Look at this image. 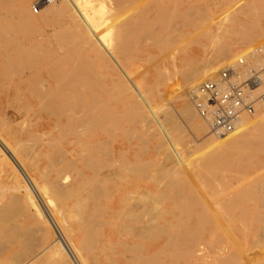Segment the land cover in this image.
I'll list each match as a JSON object with an SVG mask.
<instances>
[{
    "label": "rangeland",
    "instance_id": "1",
    "mask_svg": "<svg viewBox=\"0 0 264 264\" xmlns=\"http://www.w3.org/2000/svg\"><path fill=\"white\" fill-rule=\"evenodd\" d=\"M35 1L37 0H0V137L9 141L18 151L23 150V153L21 151L19 153L27 173L35 177L34 187L41 191L43 196L38 194L39 197L35 195V198L34 192H30V189L26 190V178L14 167L0 147V264H18L15 251H19L18 254H23V257H28L29 252L32 251V249L29 251V247L32 246L34 251L45 241L50 239L52 241L57 237L54 226L46 221L45 211H42L46 209V201H48L49 209L55 212L69 235L74 237L78 247L88 244V239L95 237L96 240L92 241L94 243L89 242L91 245H89L90 248L88 246V251L81 253L85 259L95 256L100 260L104 255L106 258L112 257L115 261L98 264L130 263L125 255H132V251L125 250L124 255L119 258L116 255L124 250L123 242L131 244L135 242L134 235L126 233L121 235L122 224L125 222L119 218H110L106 213L107 208L118 202V198L109 200L107 196L98 194L96 190L97 186L103 183L110 184L111 178L108 175L110 168L104 164H98L94 169L89 168L81 154L87 147L93 149V155H100V151L97 150V144H99L97 138L100 144H103L105 152L110 151L111 145L115 147L117 166L121 167L123 164L131 166L129 168L132 171L129 177H119V181L116 180L114 186L120 190H128L134 194L132 198H136L141 204L145 203L144 205L153 207L155 216L149 217L150 222L168 224L181 220L187 221V216L176 210L177 203L178 207L179 204L185 203L187 206L192 204V201L189 203L185 195L183 196L186 193L194 194L195 201L199 202L201 207L207 206L206 208L212 211L207 212L205 209V215L207 214V218L210 217V223L203 226L194 224L192 229L195 230V240L181 243L178 250L179 260L172 259L169 264H264V205L262 204L264 143L257 146L261 141L264 142V129L245 143H235L233 146L236 149L231 145V150L226 154L225 152L211 153L209 144L213 141L208 137H215L216 140L238 137L251 128L257 119L263 117L264 111L259 112L247 127L227 137L214 136L209 129L207 132H196L180 113L183 103L189 101L187 98H191L189 95L185 96L187 91L183 82L188 72L201 65H208L211 68L208 75L211 76L228 62L235 61L240 55L264 45V5L258 9L253 0H94L99 5H96L98 7L95 10L98 16L96 19L100 23L104 20L99 31L111 39L110 41L106 37L123 66H127L129 62L132 63L131 66H127L129 74L145 95L149 105L157 112L164 126L163 132L167 130L172 136L169 143L164 138L161 139L163 142L160 141L161 126L151 119L146 109L143 113L137 111V107H134V98L128 90H122L116 94L114 105L108 110L109 119L106 125L96 133L86 129H73L67 122L68 117H71L69 112L57 113L48 107L41 96L49 93L40 80L48 78L45 69L49 62L48 59L42 60L41 64L33 62V59L37 58L43 50L54 53L57 59L53 61L54 63L52 62V65L55 67L62 66L61 60L69 52L72 60H81L83 66L85 65L84 68H89L88 70L92 72L91 77H89L90 74L83 76L86 80L93 81L92 76H97L98 79L103 77L102 82H93L95 92H103L102 84L111 85V79L107 75L109 69L99 65V62L105 61L103 56L106 54L102 53L101 49H98L97 55L89 50L85 45L86 39L71 25L70 16L66 11L61 14L52 12L51 8L58 3V0L49 2L51 6L43 10L48 4L45 2L38 12L33 10ZM133 19L134 22H128ZM130 27L132 31L145 28L152 33L146 37L148 39L144 37L142 43L141 40L133 42L137 48L132 60L128 53L123 55L115 48L122 34L131 33ZM59 34H63V38ZM226 54L228 57L225 56ZM89 57L94 66L91 65ZM88 62L91 63V67H88ZM93 67L94 70H92ZM65 72L68 71L65 70ZM183 74L185 76H182ZM162 75H164L163 78ZM182 77L185 79L182 80ZM116 81L119 82L118 77ZM188 103L197 114L193 102ZM142 114L150 118L149 123L136 121V117ZM197 115L200 117L199 114ZM173 145L176 151L172 148ZM205 150L208 152L205 153ZM179 155L184 157L181 166ZM175 158L176 163H174ZM105 159L108 160L107 157ZM175 165H178L176 170H180L179 172L174 170ZM233 165L234 168H232ZM230 170L233 172L231 176ZM99 175L103 179L96 178ZM213 175L216 178L215 181ZM55 178H58L57 181ZM54 184L58 187L57 185L54 187ZM58 189L60 192L57 191ZM237 190L239 192L235 193ZM64 192L66 194H62ZM32 198L38 204L41 215L34 207L35 205H32L34 204ZM214 203L217 204L216 206L222 203L223 206L219 204L221 206L217 208ZM229 203L234 206L233 209L229 210ZM105 206L106 210L103 209ZM18 209L20 212L17 211ZM217 213L221 215L223 213L226 216L223 218ZM215 216L218 217L215 218ZM242 223L245 228L248 227L247 230ZM236 227L242 230L239 231L240 229L237 230ZM109 230L116 232L113 241L100 243L97 237L100 239ZM168 231L172 234L173 231L175 232V227L168 226ZM89 234L92 236L89 237ZM149 241L142 240L138 242L139 244L137 243L139 253L146 255L151 253L148 248ZM19 248L27 249L28 253L22 250L21 252ZM50 252L53 257L49 255ZM50 252L39 258L35 264L71 263L64 256V251L60 252L53 247ZM168 252L166 250L165 255L168 256Z\"/></svg>",
    "mask_w": 264,
    "mask_h": 264
},
{
    "label": "bare ground",
    "instance_id": "2",
    "mask_svg": "<svg viewBox=\"0 0 264 264\" xmlns=\"http://www.w3.org/2000/svg\"><path fill=\"white\" fill-rule=\"evenodd\" d=\"M8 1V0H6ZM190 1V0H189ZM254 1V5L256 8L259 9V7H263L264 5V0H253ZM2 2V1H1ZM185 2V1H184ZM186 3V2H185ZM47 4V2H46ZM51 4V3H50ZM95 3L94 0H58L57 4H54L52 6V12L54 14H61L62 12L66 11L71 19V25H73L74 29L79 30L80 33L82 34V36L84 37V39H86V43L85 45L89 48L90 51L94 52L96 55L99 53L98 49H101L100 51H102V53H105L106 55L103 56L104 58V62L101 61L99 62V65L102 67H107V69H109V73L107 74L108 77H110L111 79V85H103L102 84V91L101 93L99 92H95V90H93V82L100 81L102 82L104 80L103 77H100L98 79V77L96 76H92L93 77V81L92 80H86L83 76L84 75H88L90 73H92L90 70H88L87 68H84L85 65L83 66V64L80 62L81 60H72L73 58L71 57V55L69 54V52H67V54L65 56H63L62 60H61V67H55L52 65V62L57 59L55 58L54 53L52 54L51 52L45 51L43 50L40 55L33 59V62L35 64H41L42 60H47L48 59V64L46 66V73L48 74V78H44L42 81V83L45 85V89H47V92L49 94L46 95H42L41 97L43 98V100L46 101V104L48 105V107H50L53 111L57 112V113H62V112H69L71 117H68V124L75 130H82V129H86L89 131H92L94 133H96V131L100 128H102L104 125H106L107 120L109 119L108 115H109V108H111L114 105V99L117 93H120V91L122 90H128L130 91V94H132V97L134 98V107H137V111L138 112H145V109L148 111V113H150L151 115V119L154 120V122L158 123V125L161 126V130H162V135H160L159 139L160 141L163 142V140L161 139H166L167 141H169V143H171V137L169 134V131L165 130L163 132V125L162 122L160 121V118L158 117L157 112L155 111L154 107H152L151 105H149L150 103H148V101L145 98V95L143 94V92H141L139 86L136 85L135 81L133 80V78H131V75L129 74L128 68L127 66H131L132 63L129 62L127 64V66H123L119 60L117 59V57L115 56L116 53L114 51V47L111 46L109 44V40L111 41L110 38H107L109 40H107V38L104 36V34H102V32H100V25L102 23L99 22V20H97L96 18L98 17L97 14L95 13V10L98 9L97 5ZM241 5V4H240ZM51 5H49V2L47 4V6H45L43 8V10H45L47 7H49ZM101 6V4H100ZM190 6V5H189ZM195 7V6H194ZM199 7V6H197ZM191 8V7H190ZM200 8V7H199ZM198 8V9H199ZM202 8V7H201ZM200 8V9H201ZM143 9V7H142ZM192 9V8H191ZM199 9V10H200ZM155 10V9H154ZM163 10V8H162ZM161 10V11H162ZM258 11V10H256ZM189 12V11H188ZM151 13V12H150ZM160 14V12H159ZM191 14V13H190ZM260 13H258L259 15ZM187 15V14H186ZM133 16V15H132ZM184 16V15H183ZM182 16V17H183ZM197 16V15H196ZM146 17V16H145ZM181 17V19H182ZM240 20V19H239ZM17 22V21H16ZM128 22H134V19L132 21H128ZM137 22V21H136ZM155 22V21H154ZM241 22V21H240ZM152 23V22H151ZM157 23V22H155ZM154 23V24H155ZM128 24V23H127ZM137 24V23H136ZM176 24V23H174ZM243 24V23H242ZM250 24V23H249ZM252 24V23H251ZM71 25L69 27H71ZM116 26V25H115ZM114 26V27H115ZM135 26V25H134ZM138 26V24H137ZM141 26V25H140ZM139 27V26H138ZM131 28V27H130ZM250 28V27H249ZM252 28V27H251ZM253 28L254 25H253ZM116 29V28H115ZM129 29V28H128ZM127 30V29H126ZM131 33L128 34L124 33L121 35L120 37V42H118L115 45V48L122 53L123 55H125V53H128L126 55H128L131 60L135 57V49L137 48V46L134 45L133 42L137 41V40H142L145 39L146 37L152 35L151 32H149L148 29L142 28V29H130ZM156 30V29H155ZM240 30V29H239ZM254 30V29H253ZM102 31V30H101ZM110 31V30H109ZM116 31V30H115ZM119 31V29H118ZM111 32V31H110ZM124 32V31H123ZM167 32V31H166ZM54 33V32H53ZM75 33V32H73ZM108 33V32H106ZM170 33V32H169ZM175 33V32H173ZM58 34V33H56ZM54 34V35H56ZM102 34V35H101ZM149 34V35H148ZM256 34V33H255ZM77 35V34H76ZM59 36H62L63 38V34H59ZM109 36V34H108ZM111 36V35H110ZM56 37V36H55ZM145 37V38H144ZM65 38V37H64ZM152 38V37H149ZM245 38V37H244ZM243 38V39H244ZM148 39V38H146ZM173 39V38H172ZM240 39V38H239ZM57 40V39H56ZM152 41V39H150ZM242 40V39H241ZM66 41V40H65ZM246 41V40H245ZM244 41V42H245ZM83 42V41H82ZM62 42H60L61 44ZM112 43V42H111ZM133 43V44H132ZM59 44V42H58ZM138 44V43H137ZM136 44V45H137ZM70 45V44H69ZM139 45V44H138ZM153 45V44H152ZM157 45V44H156ZM140 46V45H139ZM67 48V47H66ZM65 48V49H66ZM227 48V47H226ZM62 49V48H61ZM256 49V48H255ZM255 49L249 51L247 54L251 53L252 51H254ZM38 52V51H37ZM93 53V54H94ZM148 53V52H147ZM227 53V52H226ZM38 54V53H37ZM73 54V53H72ZM224 54V53H223ZM225 56L228 57V54H226ZM230 56V54H229ZM243 56V55H242ZM57 57V56H56ZM127 57V56H126ZM137 57V56H136ZM231 57V56H230ZM90 58V57H89ZM82 59V58H81ZM85 59V58H84ZM87 60V59H85ZM93 60V57H92ZM150 60V59H149ZM59 61V60H58ZM51 62V63H50ZM90 62H91V58H90ZM54 63V62H53ZM89 63V62H88ZM92 63V62H91ZM89 63V65L91 64ZM200 63V62H199ZM202 63V62H201ZM86 64V63H84ZM88 67L94 66L93 63ZM201 65V64H200ZM83 66V67H82ZM154 66V65H153ZM195 66L197 67V65L195 64ZM87 67V65H86ZM92 69V68H91ZM210 66L208 65H201L197 68H195L193 71H191L190 73L188 72V75H186V79L184 77H182L181 79L183 80V78L185 79L183 82H185V92L186 95L191 96V98H187L189 101H192L196 111L197 107L195 105V100L193 97V93L196 91L197 87L199 86V84L204 81L207 78H211L213 77V75L209 76L208 72L210 71ZM68 71V72H65ZM94 70V67L93 69ZM176 71H179L177 69H175ZM185 72V71H184ZM94 73V72H93ZM39 74V73H38ZM181 74V72L179 73ZM94 75V74H92ZM160 76V74H159ZM164 75H162L163 78ZM169 76V75H168ZM180 76V75H179ZM182 76H185L184 74ZM88 77V76H87ZM91 77V74L90 76ZM117 77L119 78V82L116 81ZM174 77V76H173ZM53 78V79H52ZM103 78V80H102ZM161 78V77H158ZM161 78V79H162ZM165 78V77H164ZM177 78V77H176ZM170 81H172L171 78ZM160 80V79H159ZM164 80V79H163ZM180 80V79H179ZM169 82V80H166ZM175 81V80H174ZM173 81V82H174ZM178 81V80H177ZM99 82V83H100ZM176 82V81H175ZM180 82V81H179ZM182 82V81H181ZM98 83V84H99ZM171 83V82H170ZM101 85V83H100ZM175 85V84H174ZM172 85V86H174ZM177 86V85H176ZM182 86V88H183ZM169 87V86H168ZM171 87V86H170ZM181 88V89H182ZM183 88V89H184ZM190 88V89H189ZM180 89V90H181ZM189 89V90H187ZM171 90V89H170ZM177 92V91H176ZM175 92V93H176ZM161 95V93H160ZM178 99V97H177ZM188 101V102H189ZM44 102V101H43ZM42 102V103H43ZM183 103L182 107H181V115H183V117L185 118V120L187 121V124L190 123L193 127V130H195L196 132H207V130L209 129V125L207 123V121H205L203 118H200L195 110L193 109V107L188 103ZM192 104V103H191ZM133 105H131L132 107ZM97 110L98 113H96L95 111ZM157 110V109H156ZM158 111V110H157ZM264 111V110H260L258 111L254 116L252 117H244L242 124L240 126V128L237 131H240L241 129L247 127L252 121H254L255 117L258 115L259 112ZM170 114V113H169ZM69 115V116H70ZM150 118L148 116H146V114H142L138 117H136V121H145V122H150L149 120ZM168 119V118H165ZM151 120V121H153ZM184 120V119H183ZM148 122V123H149ZM56 128V127H55ZM264 129V115L263 117L261 116V118L257 121H255L251 128H249L248 130H246L245 132L241 133L238 137L235 138H219L218 140L215 139V137H210V140L213 141L212 143L209 144V147H211V150H209L210 148L208 147V150L211 153H220V152H226L231 150V145L233 146L235 143H245V141L254 138L255 136H257V134H259V132ZM84 131V130H83ZM236 131V132H237ZM235 132V133H236ZM73 133H75V131H73ZM81 133V132H80ZM76 134V133H75ZM82 134V133H81ZM232 135V134H231ZM234 135V133H233ZM230 136V135H229ZM145 138V137H143ZM35 139V138H34ZM39 139V138H38ZM209 139V138H207ZM29 140V139H28ZM145 140V139H143ZM262 140V139H261ZM259 140V141H261ZM32 141V140H31ZM99 141V142H98ZM210 141V142H211ZM40 142V141H39ZM48 142V141H47ZM70 142V141H69ZM97 150L100 151V155L95 156L93 155L92 151L93 149H88L87 147H85V151L81 152V154L84 156L85 158V162L87 167L89 168H95L96 165L98 164H104L106 167H109L110 172L108 173V175L111 178L110 184H101L99 186H97L96 190L98 192V194H103L105 196L108 197V199H114V198H118V202L116 204H112V206L110 208H107V215H109L110 218H119L122 221H124L125 223L122 224L123 225V229H119L120 234L124 235L126 234H133L134 235V239L135 242L133 244L129 243V242H123V246H124V250L120 251L119 253H115V255L117 256V258L122 257L124 255V251H132L133 254L132 255H125L126 259L132 263V264H169V261L172 259L175 260H179L180 258V253L178 252L179 250V246L181 243H185L187 241H193L195 240V230L192 229V226H194V224L198 225V226H203L204 224H208L209 222V218L210 217H206L205 215V209H207L206 207H201L202 205H200L199 202H196L194 199L195 196L191 195L190 193H186L183 194V196L185 195V199L189 201V203L192 201V204L190 206L185 205H180L178 207V203L176 204V210L181 211V213L183 215L187 216V221L186 220H181L175 223H152L149 221V217L154 215V209L153 207L141 204L140 202L137 201V199L132 198V194L131 192H128V190H123V189H118V187L114 186L116 185V180L119 181V177L123 178V177H129V174L131 173V169L129 167L131 166H126V164H123V166L119 167L117 166V162H116V149L113 145L110 146V151L109 152H105L103 149V144H100V140L97 138ZM259 143V142H258ZM257 143V144H258ZM262 143V144H261ZM263 141H261L257 146H259L260 144L263 145ZM105 146V145H104ZM264 146V145H263ZM0 147H2L3 149V153L12 161L14 167L24 175V177L26 178V185L25 188L26 190L30 189V192H34V197L35 195L38 196V194H40L41 196V191H39L35 186L36 183V179L33 175H29V173H27V168H25V165L23 163V160L20 156L19 151H21V153H23V150L18 149L16 147H13V145L0 137ZM234 147V146H233ZM23 148V147H22ZM174 149V151H176V147L173 145L172 147ZM235 148V147H234ZM1 149V150H2ZM24 149V148H23ZM236 149V148H235ZM26 151V149H24ZM24 151V152H25ZM98 151V152H99ZM65 152V151H64ZM63 152V154H65ZM70 152V151H69ZM205 153L208 151H204ZM203 152V156L204 155ZM71 154H73L72 152H70ZM238 153V152H237ZM67 154V153H66ZM239 154V153H238ZM119 155V154H118ZM170 155V153H169ZM172 155V154H171ZM176 155V154H175ZM210 155V154H209ZM173 156V155H172ZM177 156V155H176ZM202 156V157H203ZM217 156V154L215 155ZM214 156V157H215ZM238 156V155H237ZM64 157V156H63ZM62 157V158H63ZM108 158V160H106L105 158ZM61 158V160H62ZM119 158V157H118ZM171 158V157H169ZM242 158V157H240ZM8 159V160H9ZM124 159H126L124 157ZM180 160L179 165L181 166V163L184 161V157L183 155H179ZM206 159V158H205ZM212 159V158H211ZM214 159V158H213ZM176 158L174 160V163H176ZM215 160V159H214ZM230 160V159H229ZM128 161V160H127ZM172 161V160H171ZM207 161V160H206ZM204 161V162H206ZM216 161V160H215ZM59 162V161H57ZM225 162V161H224ZM60 163V162H59ZM227 163V162H226ZM142 164V163H141ZM58 165V164H57ZM227 165V164H226ZM2 166V165H1ZM150 166V165H149ZM176 168L174 167V170L177 171V167L178 165H175ZM179 168H182L180 167ZM216 167V166H215ZM213 168V167H212ZM232 168H234V165L232 166ZM236 168V167H235ZM215 169V168H214ZM218 169V168H217ZM220 169V168H219ZM139 170V169H138ZM159 170V169H158ZM179 170V169H178ZM213 170V169H212ZM137 171V170H136ZM180 171V170H179ZM177 171V172H179ZM216 171V169H215ZM231 171V170H230ZM218 172V170L216 171ZM220 172V171H219ZM235 172V171H234ZM98 173V172H97ZM221 173V172H220ZM226 174V172H224ZM233 172L231 171L230 176ZM21 174V175H22ZM101 175V173H98ZM224 174V175H225ZM97 175V174H96ZM99 176H97L96 178H101ZM164 175V173H163ZM222 175V174H221ZM91 176V175H90ZM103 176V174L101 175ZM219 176V175H218ZM233 176V175H232ZM92 177V176H91ZM208 177V176H207ZM214 181L216 178H214V175L212 176ZM217 177V176H216ZM95 178V176H94ZM56 179V180H55ZM54 180L57 181L58 178H55ZM61 179V178H60ZM59 179V181H60ZM97 179V180H98ZM103 179V178H101ZM100 179V180H101ZM206 179V178H204ZM208 179V178H207ZM212 179V181H213ZM95 180V179H94ZM186 180V179H185ZM211 180V179H208ZM99 181V180H98ZM125 181V180H124ZM207 181V180H206ZM211 181V183H213ZM94 182V181H93ZM208 182V181H207ZM97 183V182H96ZM102 183V181H101ZM210 183V182H209ZM93 184V183H91ZM95 184V183H94ZM198 184V183H197ZM55 185V184H54ZM57 185V184H56ZM56 185L54 187H56ZM62 185V183H61ZM88 185V184H87ZM193 185V184H192ZM202 186V184H200ZM206 184H204L205 186ZM92 186V185H91ZM94 186V185H93ZM190 186V185H189ZM199 185H197L198 187ZM200 186V187H201ZM211 186V185H210ZM53 187V188H54ZM58 187V185H57ZM62 187V186H61ZM89 187V186H88ZM181 187V186H180ZM206 187V186H205ZM208 187V186H207ZM51 188V187H50ZM60 188V187H59ZM63 188V187H62ZM177 188V187H176ZM182 188V187H181ZM202 188V187H201ZM200 188V191H201ZM130 189V187L128 188ZM198 189V188H197ZM204 189V188H202ZM67 190V189H66ZM179 190V189H178ZM199 190V189H198ZM14 191V190H13ZM54 191V190H53ZM57 191L60 192V190L58 189ZM181 191V189H180ZM196 191V190H195ZM199 191V192H200ZM15 192V191H14ZM19 192V191H17ZM56 192V191H55ZM136 192V191H135ZM203 192V191H202ZM239 190H237L235 193H238ZM53 193V192H52ZM139 193V192H138ZM146 194V192H144ZM171 193V192H168ZM178 193V192H177ZM201 193V192H200ZM33 194V193H32ZM60 194V193H59ZM62 194H66V192L62 193ZM70 194V193H69ZM97 194V193H96ZM118 194V196H117ZM142 194V193H141ZM159 194V193H157ZM251 194V193H250ZM55 195V194H54ZM121 195V196H119ZM134 195V194H133ZM138 195V194H137ZM160 195V194H159ZM171 195V194H169ZM179 195V194H176ZM201 195V194H200ZM231 195V194H230ZM242 195V194H241ZM240 195V196H241ZM145 196V195H143ZM150 196V194H149ZM161 196V195H160ZM167 196V195H166ZM173 196V195H172ZM181 196V195H180ZM179 196V197H180ZM233 196V195H232ZM17 197V196H15ZM30 195H29V199H30ZM39 197V196H38ZM37 197V198H38ZM43 197V196H41ZM81 197V196H80ZM140 197V195H139ZM247 197V196H246ZM22 198V197H21ZM20 198V200H21ZM26 198V196H25ZM36 198V197H35ZM106 198V197H105ZM142 198V197H141ZM167 198V197H166ZM169 198V197H168ZM197 198V196H196ZM202 198V197H200ZM204 198V197H203ZM249 198V197H248ZM19 199V198H18ZM39 199V198H38ZM83 199V198H82ZM183 199V198H182ZM198 199V198H197ZM33 200V198L31 199ZM30 200V201H31ZM68 200V199H67ZM142 200V199H141ZM149 200V199H148ZM203 200V199H201ZM246 200V198H245ZM15 201H17L15 199ZM147 201V200H145ZM183 201H185L183 199ZM182 201V202H183ZM206 201V200H203ZM232 201V200H231ZM58 202V201H57ZM213 202V201H212ZM220 202V201H217ZM249 202V201H248ZM12 203V202H11ZM16 203V202H15ZM32 204L36 210L38 211V213L40 212L39 206L38 204L35 202V200H33ZM17 204V203H16ZM153 204V203H152ZM212 204V203H210ZM215 204V203H214ZM219 204L222 203H218V206H216L217 204H215V206L217 208H219ZM262 204L264 205V200L262 201ZM19 205V204H18ZM156 204H154L155 206ZM158 205V204H157ZM206 205V204H205ZM208 205V204H207ZM227 205V204H226ZM211 206V205H210ZM208 206V208L210 207ZM213 206V204H212ZM223 206V204H222ZM21 207V206H20ZM78 207V206H77ZM214 207V206H213ZM229 210L233 209V205H228ZM22 208V207H21ZM105 207H103L104 210ZM161 208V207H160ZM215 208V207H214ZM216 208V209H217ZM223 207H221L222 209ZM4 209V208H3ZM14 209V208H13ZM12 209V210H13ZM33 209V208H32ZM241 209V208H240ZM10 210V211H12ZM45 211L46 214V218L48 222H51V224L54 226L55 229V233L57 234V237L51 241H45V243L43 245H39L36 250L33 251V248L31 246V248L29 247V255L28 257H23V254H18L20 253L19 251H15V253L17 254L15 256V259L17 260L16 263L18 264H35L37 262V260L41 257H43L46 253L50 252V250L55 247V249H57L58 251H64V256L67 258L68 262H71L70 264H98L100 263H108V261H115L112 257H105L104 255L101 256V259H97L95 258V256H90L87 257L86 259L82 256V251H88V246L91 245L89 242H92L93 240H96L95 237L92 236V234H89V237L92 236L91 238L88 239V244H84V246L82 247H78L76 245V243L74 242V237L72 238L67 229L62 225V223L59 222V219L57 218V215L55 214V212L51 211L49 209V205H48V201H46V209H42V211ZM79 210V209H78ZM159 210V209H158ZM210 210V209H209ZM207 209V212L209 211ZM220 210V209H219ZM16 211V210H15ZM18 212L19 209L17 210ZM16 211V212H17ZM157 211V210H156ZM222 211H224L222 209ZM87 212V211H86ZM159 212V211H157ZM209 212H212L211 210ZM225 212V211H224ZM228 212V211H227ZM44 213V212H43ZM62 213V212H61ZM89 213V212H88ZM161 213V212H159ZM173 213V212H172ZM176 213V212H175ZM14 214V213H13ZM41 215V212L39 213ZM105 214V213H104ZM156 214V212H155ZM209 214V213H208ZM213 214V213H212ZM219 215H221V213H217ZM226 214V213H225ZM9 215V214H7ZM210 215V214H209ZM215 215V214H213ZM155 216V215H154ZM226 216L222 213L221 215ZM4 217V216H3ZM12 217V215H11ZM14 217V216H13ZM41 217V216H40ZM62 217V216H61ZM86 217V216H85ZM153 217V216H152ZM218 217V216H217ZM215 216V218H217ZM257 217V216H256ZM2 218V217H1ZM64 218V217H63ZM62 218V219H63ZM81 218V217H80ZM79 218V219H80ZM169 218V217H168ZM224 218V217H223ZM260 218V217H259ZM258 218V219H259ZM155 219V217H154ZM153 219V220H154ZM182 219V218H181ZM212 219V218H211ZM43 220V219H42ZM61 220V219H60ZM116 220V219H115ZM114 220V221H115ZM156 220V219H155ZM211 221V220H210ZM72 222V221H71ZM91 222V221H90ZM93 222V221H92ZM172 222V221H171ZM226 222V221H225ZM14 223V222H13ZM84 223V222H83ZM119 223V222H118ZM66 224V223H65ZM80 224V223H79ZM78 224V225H79ZM82 224V223H81ZM15 225V224H14ZM51 225V226H52ZM86 225V224H85ZM119 225V224H117ZM243 225V223H242ZM168 226L169 227H175V232L173 231L172 234L168 231ZM245 225H243L244 227ZM122 227V226H121ZM1 228V227H0ZM69 228V227H67ZM75 228V227H73ZM77 228V227H76ZM93 228V227H92ZM233 228V227H231ZM230 228V229H231ZM237 228V227H236ZM245 228V227H244ZM13 229V228H12ZM78 229V228H77ZM94 229V228H93ZM96 229V228H95ZM240 228H237V230ZM246 230L248 229L245 228ZM1 230V229H0ZM28 230V229H27ZM82 230V228H81ZM99 230V229H98ZM242 229H240L239 231H241ZM245 230V231H246ZM92 231V230H91ZM90 231V232H91ZM116 231V230H115ZM31 233V231L29 232ZM28 233V234H29ZM33 233H34V229H33ZM72 233V232H71ZM76 233V232H75ZM84 233V232H83ZM93 233V231L91 232ZM116 233V232H114ZM114 233L112 231H108L107 233H105L103 235V237H101L100 239L97 237L98 240H100V243H103L105 241H113V239L115 238ZM244 233V232H243ZM247 234V232H245ZM244 233V234H245ZM27 234V233H26ZM94 235V234H93ZM28 236V235H27ZM80 236V235H79ZM86 236V235H85ZM84 236V237H85ZM99 236V235H98ZM246 237V235H244ZM2 237V236H1ZM17 237V236H16ZM83 237V238H84ZM87 237V236H86ZM122 237V236H120ZM119 237V238H120ZM26 238V237H25ZM29 238V237H27ZM169 238V240H168ZM34 239V238H33ZM58 239V241H57ZM142 240H150V244L148 246L149 250H151V253H149V255L146 254H141L138 252V242L142 241ZM16 241V240H15ZM33 241V240H32ZM36 242V240H34ZM85 241V240H84ZM25 242V241H24ZM86 242V241H85ZM94 243V242H92ZM138 243V244H137ZM197 243V242H196ZM30 244V243H29ZM33 244V243H32ZM120 244V243H119ZM147 244V243H145ZM95 245H97L95 243ZM93 245V246H95ZM36 246V245H35ZM119 246V245H118ZM122 246V247H123ZM3 247V246H2ZM96 247V246H95ZM92 247V248H95ZM105 247V246H104ZM90 248V246H89ZM112 248V247H111ZM120 248V247H119ZM101 249V248H100ZM106 249V248H105ZM109 249V248H108ZM18 250H22L21 248H19ZM27 249H24L22 251H26ZM93 250V249H91ZM169 251L168 252V256L165 255V251ZM201 250V249H199ZM21 251V252H22ZM54 253V251H51ZM49 253V255L51 254V256L53 257L52 253ZM141 252V251H140ZM1 253V252H0ZM25 253H28V251H26ZM31 253V254H30ZM88 253V252H87ZM91 253V252H90ZM109 253V252H108ZM25 256V255H24ZM111 256V255H110ZM51 257V258H52ZM58 257H60L58 255ZM14 258V257H13ZM114 258L116 259V257L114 256ZM70 260V261H69ZM132 261V262H131ZM39 263V262H38ZM128 263V264H130ZM10 264V263H9ZM14 264V263H12ZM65 264V263H64Z\"/></svg>",
    "mask_w": 264,
    "mask_h": 264
},
{
    "label": "built area",
    "instance_id": "3",
    "mask_svg": "<svg viewBox=\"0 0 264 264\" xmlns=\"http://www.w3.org/2000/svg\"><path fill=\"white\" fill-rule=\"evenodd\" d=\"M37 0L34 12L45 2ZM198 113L209 132L227 137L241 126L244 117L264 110V45L230 61L211 78L202 81L193 93Z\"/></svg>",
    "mask_w": 264,
    "mask_h": 264
}]
</instances>
